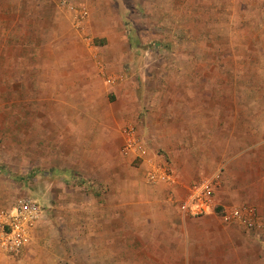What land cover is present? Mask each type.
I'll list each match as a JSON object with an SVG mask.
<instances>
[{
	"label": "rangeland",
	"instance_id": "374dc122",
	"mask_svg": "<svg viewBox=\"0 0 264 264\" xmlns=\"http://www.w3.org/2000/svg\"><path fill=\"white\" fill-rule=\"evenodd\" d=\"M113 1L124 90L141 120L151 108L149 154L183 184L210 179L220 212L184 215L186 233L156 227L122 126L72 112L54 78L67 74L49 71L64 45L51 38L59 0H0V210L26 196L43 211L0 264H185L187 252L189 264H264V0Z\"/></svg>",
	"mask_w": 264,
	"mask_h": 264
},
{
	"label": "crops",
	"instance_id": "0c3cea01",
	"mask_svg": "<svg viewBox=\"0 0 264 264\" xmlns=\"http://www.w3.org/2000/svg\"><path fill=\"white\" fill-rule=\"evenodd\" d=\"M52 11L51 38L61 40L64 45L59 47L62 50L61 53L57 54L59 59L49 65V71L54 75L65 73L69 76L62 75L54 78L63 79L62 85L67 88L65 94L69 98L67 103L72 112H75L74 108L77 107L76 115L80 114L84 119L92 117L93 120L99 117L100 122H96L95 125L102 129H111L110 127L116 124L122 127L132 125L144 141L145 139L150 140L153 131L148 130L147 121H149L150 115L148 116V114L151 113V108L147 109L144 120H141L139 116L141 103H136L130 93L124 90L125 76L122 72L124 69L122 62L127 60L130 51L114 1L59 0ZM77 39L83 41L87 47L86 50L84 48L77 50L68 46L78 41ZM95 40H104L105 42L104 44H97ZM109 46L110 48H108ZM114 70L121 72L114 73ZM72 72L76 73L75 81H72L73 77L70 75ZM117 76L120 79L113 84L106 82L109 77ZM137 107L139 109L136 111ZM141 123H143L141 127L144 129L141 128L142 130L139 131L138 127ZM109 136L110 133L103 131L98 138L100 142L106 144ZM125 158L132 161L130 157ZM102 161L104 159L101 157L100 162L102 163ZM103 165L100 164L101 167ZM139 167L142 172L141 184L143 183V189L147 193L143 203L149 211L153 223L156 227L166 226L173 232L172 234L186 233L181 229L185 224L184 215L177 209L175 212L172 204L167 200L168 192L171 189L164 184L151 185L146 183L145 167L142 165ZM118 177L119 175H116V178ZM108 186L111 187L112 185L108 184ZM185 245L191 246V242L188 241ZM186 256L181 263H198L191 261L189 252L186 253ZM168 262L177 261L169 260ZM199 262L202 264L214 263L210 256H201Z\"/></svg>",
	"mask_w": 264,
	"mask_h": 264
},
{
	"label": "built area",
	"instance_id": "2783aa9c",
	"mask_svg": "<svg viewBox=\"0 0 264 264\" xmlns=\"http://www.w3.org/2000/svg\"><path fill=\"white\" fill-rule=\"evenodd\" d=\"M120 77H109L106 82L113 84ZM122 153L125 157L139 161L145 167L146 183L164 184L169 192L167 200L185 216L201 217L214 212L216 206L215 189L208 178H201L183 184L176 173L165 163L149 154V148L132 125L121 128ZM179 189L180 194H177ZM182 188V190L180 189ZM39 203L30 197H19L13 204L0 210V247L8 253H18L29 243L35 226L42 217ZM238 211L232 215L238 218ZM240 216V215H239ZM229 215L224 218L228 219Z\"/></svg>",
	"mask_w": 264,
	"mask_h": 264
},
{
	"label": "trees",
	"instance_id": "16d2710c",
	"mask_svg": "<svg viewBox=\"0 0 264 264\" xmlns=\"http://www.w3.org/2000/svg\"><path fill=\"white\" fill-rule=\"evenodd\" d=\"M95 41H96L97 44H104V42H105L104 40H99V41L98 40H95ZM215 211L220 212V207L219 206H216L215 207Z\"/></svg>",
	"mask_w": 264,
	"mask_h": 264
}]
</instances>
